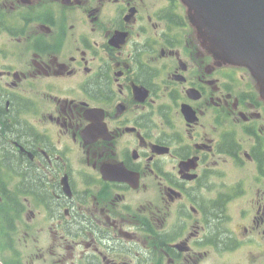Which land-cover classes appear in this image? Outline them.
<instances>
[{
	"label": "flooded vegetation",
	"instance_id": "obj_1",
	"mask_svg": "<svg viewBox=\"0 0 264 264\" xmlns=\"http://www.w3.org/2000/svg\"><path fill=\"white\" fill-rule=\"evenodd\" d=\"M225 61L181 0H0L1 264H264V92Z\"/></svg>",
	"mask_w": 264,
	"mask_h": 264
},
{
	"label": "water",
	"instance_id": "obj_2",
	"mask_svg": "<svg viewBox=\"0 0 264 264\" xmlns=\"http://www.w3.org/2000/svg\"><path fill=\"white\" fill-rule=\"evenodd\" d=\"M212 49L248 65L264 85V0H184Z\"/></svg>",
	"mask_w": 264,
	"mask_h": 264
}]
</instances>
